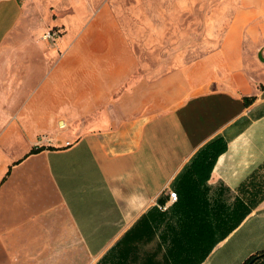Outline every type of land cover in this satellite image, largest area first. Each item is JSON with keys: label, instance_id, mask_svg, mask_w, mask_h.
Here are the masks:
<instances>
[{"label": "crops", "instance_id": "1", "mask_svg": "<svg viewBox=\"0 0 264 264\" xmlns=\"http://www.w3.org/2000/svg\"><path fill=\"white\" fill-rule=\"evenodd\" d=\"M36 4L0 0V264H184L195 209L225 227L246 214L199 264L264 251V0H243L219 45L155 80H135L116 14L62 34L56 57ZM218 140L225 149L190 200L185 177Z\"/></svg>", "mask_w": 264, "mask_h": 264}, {"label": "rangeland", "instance_id": "2", "mask_svg": "<svg viewBox=\"0 0 264 264\" xmlns=\"http://www.w3.org/2000/svg\"><path fill=\"white\" fill-rule=\"evenodd\" d=\"M33 23L48 19V29L68 34L83 29L97 13L112 12L119 19L140 67L135 80H155L206 55L218 44L221 34L241 8L243 0H36ZM82 14L73 29L57 25L73 13ZM38 18V19H37ZM69 29V30H68ZM61 42L62 45L65 41ZM221 40V39H220ZM220 42V41H219ZM56 57L58 43L52 42ZM219 45V44H218ZM62 121V119H60ZM62 126L65 124L61 122ZM50 134L40 137L49 144Z\"/></svg>", "mask_w": 264, "mask_h": 264}, {"label": "trees", "instance_id": "3", "mask_svg": "<svg viewBox=\"0 0 264 264\" xmlns=\"http://www.w3.org/2000/svg\"><path fill=\"white\" fill-rule=\"evenodd\" d=\"M253 100L254 98H247L246 102L250 104ZM224 149V145L218 140L203 149L193 161L192 167L195 176H186L184 181V186L188 189V197L190 200L198 201V196L195 193L206 188L215 161ZM43 150L44 148L42 147L33 150L31 153H37ZM186 215L190 221L185 224L183 230L184 242L182 252L184 255V264H199L209 255L219 240L225 238L236 228L246 214H232L228 218L232 220L231 227L224 226L229 221L222 214H214L213 216L212 213H208L205 210L195 209V211L188 212ZM239 218L241 219L239 220ZM211 219L217 221L215 226L211 224ZM179 249L180 247L178 245V251L180 252ZM262 255H264V251L252 255L243 264H250L254 260V264H264V256L259 258Z\"/></svg>", "mask_w": 264, "mask_h": 264}, {"label": "built area", "instance_id": "4", "mask_svg": "<svg viewBox=\"0 0 264 264\" xmlns=\"http://www.w3.org/2000/svg\"><path fill=\"white\" fill-rule=\"evenodd\" d=\"M61 32L56 30V29H50L48 31L45 32V34L43 35V39L45 41H49V42H56L60 37H61ZM63 127H65V125L63 124ZM68 145H70V143H67ZM170 199L173 203L177 202L178 200V194L176 192H170Z\"/></svg>", "mask_w": 264, "mask_h": 264}, {"label": "water", "instance_id": "5", "mask_svg": "<svg viewBox=\"0 0 264 264\" xmlns=\"http://www.w3.org/2000/svg\"><path fill=\"white\" fill-rule=\"evenodd\" d=\"M259 58H260V60L262 61V62H264V57H263V54L262 53H260L259 54ZM264 255H262V256H260L259 258H261V257H263ZM258 259V258H257ZM254 262H255V260L253 261V262H251L250 264H254Z\"/></svg>", "mask_w": 264, "mask_h": 264}]
</instances>
